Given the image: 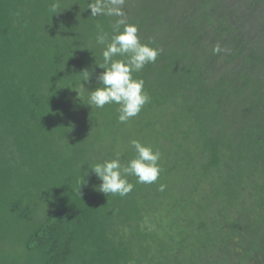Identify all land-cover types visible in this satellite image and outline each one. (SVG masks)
I'll return each mask as SVG.
<instances>
[{
    "label": "trees",
    "instance_id": "16d2710c",
    "mask_svg": "<svg viewBox=\"0 0 264 264\" xmlns=\"http://www.w3.org/2000/svg\"><path fill=\"white\" fill-rule=\"evenodd\" d=\"M92 2L0 0V264H264V0ZM119 19L159 50L127 122L89 103ZM133 140L158 179L103 193Z\"/></svg>",
    "mask_w": 264,
    "mask_h": 264
},
{
    "label": "clouds",
    "instance_id": "9594fccd",
    "mask_svg": "<svg viewBox=\"0 0 264 264\" xmlns=\"http://www.w3.org/2000/svg\"><path fill=\"white\" fill-rule=\"evenodd\" d=\"M125 0H94L88 5L91 16L107 15L123 17ZM123 25V31L120 26ZM96 42L106 45L103 52V63L99 68L103 69L97 77L102 87H97L90 92L89 103L97 108H103L106 104H118L119 121L127 122L130 118L139 114L142 107L148 102L149 97L144 91V81L135 79L133 73L139 72L148 63H155L159 50L142 44L138 36V27L128 24L124 19H119L115 26V34L110 42L107 34H98ZM214 52L219 53V45L214 47ZM124 59H114V57ZM85 79L89 80L88 70L82 72ZM132 146L137 152V157L130 160L127 166H122L119 157L102 164H97L92 171L102 181L99 190L105 194L119 193L121 196L129 193L133 185L128 182L127 175H135L140 183H153L158 179L160 168L158 160L160 154L139 141L133 140Z\"/></svg>",
    "mask_w": 264,
    "mask_h": 264
}]
</instances>
